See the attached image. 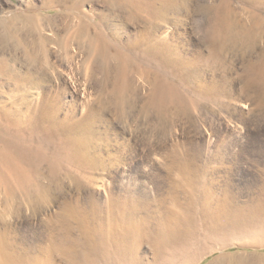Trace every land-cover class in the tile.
<instances>
[{
  "label": "bare ground",
  "instance_id": "6f19581e",
  "mask_svg": "<svg viewBox=\"0 0 264 264\" xmlns=\"http://www.w3.org/2000/svg\"><path fill=\"white\" fill-rule=\"evenodd\" d=\"M55 1L75 19L62 35L47 37L37 33L36 41L26 44L22 28L36 30L38 22L35 13L22 12L6 19L0 32L1 42L13 51L0 54V264H50L54 256L66 264H95L98 258L123 253L124 244L130 243L128 239L147 226L141 214L149 215L151 207L128 188L118 197L111 196L104 212L98 215L92 201L83 208L71 201L62 203L53 222L63 236L61 241L66 242L53 239L49 249L39 251L37 257L14 246V227L4 221L12 210L21 213L25 206L36 214L41 206L50 204L51 187L43 185L45 180L58 188L66 179L79 188L93 179V173L115 166L118 155L111 153L112 141L104 134L110 122L107 112L113 120L122 118L127 109L148 118L151 110L163 106L167 99L172 102L181 94L186 100L185 94L177 92L182 88L174 90L173 78H178L174 74L183 69L189 76L195 69L209 66L227 71L236 59L242 61L246 72L245 89L255 87L259 100L264 99V0H208L191 8L193 13H203L205 24L201 29V49L191 59L165 46L163 39L156 41L155 36L161 23L169 18L175 21L182 10H189L192 0ZM93 1L103 3L105 9L82 10L85 3ZM237 1L241 3L239 7L234 5ZM178 21L174 22L176 28ZM117 22L133 31H122ZM50 45L68 64L67 76L73 85L70 101L65 100L63 91L54 90L48 83L49 75L58 80L49 61ZM74 80L96 82L99 90L95 95L86 94L85 89L81 93ZM75 94L78 98H74ZM197 99L204 102L208 98ZM167 167L171 175L179 178L167 186L169 204L180 209L175 224L181 222L179 217L190 219L195 214L200 202L197 194L202 192L194 176L196 169H189L177 156ZM178 186L182 190L188 187L183 192L188 195L184 201L179 198L182 190ZM260 189L264 201V186ZM260 209L264 211V202ZM82 210L87 214L85 219L80 215ZM179 231L176 227L167 230L174 235ZM167 232L164 230V235ZM259 240L263 244L264 235ZM229 245L219 241L212 246L209 255L217 251L221 254L208 264H235L236 257L224 252ZM204 259L203 256L187 264H201Z\"/></svg>",
  "mask_w": 264,
  "mask_h": 264
},
{
  "label": "rangeland",
  "instance_id": "374dc122",
  "mask_svg": "<svg viewBox=\"0 0 264 264\" xmlns=\"http://www.w3.org/2000/svg\"><path fill=\"white\" fill-rule=\"evenodd\" d=\"M207 1L192 0L190 11L182 10L177 15L180 23L177 28L174 23L177 19L169 18L161 23L156 41L163 39L165 46L178 49L185 59H191L201 49V29L205 28L203 13L198 10L193 13L191 8ZM234 5L239 7L241 3L237 1ZM104 9V4L97 1L82 6L85 12ZM19 12L37 15L38 31L27 28L20 31L26 44L34 42L32 39L36 41L37 33L47 37L62 35L75 22L71 12L59 7L55 0H0V32H3L2 23ZM117 25L126 33L133 31L122 23L117 22ZM48 50L49 61L58 76L54 81L49 75L48 83L54 90L63 91L65 100L70 101L73 85L67 76L68 64L52 45ZM10 52L13 51L0 40V54ZM174 75L178 76L173 78L174 90L182 88L177 92L186 95L185 101L181 94L172 102L167 99L165 106L152 109L148 118L129 109L118 120H113L110 112L106 113L110 122L106 124L104 134L112 141L111 153L118 155L113 168L93 173V179L79 188L66 179L58 188L52 181L47 183L45 180L43 185L51 187L50 204L41 206L36 214L24 206L21 213L12 210L5 216L4 221L15 230L11 234L14 246L25 250L30 257H37L39 251L53 243V239L61 241L60 237L63 238L53 222L62 203L71 201L83 208L92 201L98 215L104 212L111 196L118 197L128 188L150 205L149 215L147 212L141 214V217L145 215L143 219L147 226L138 230L139 235L128 239L130 243L124 244L123 253L98 258L95 264H187L203 256L205 259L201 264H208L221 254V251L208 253L219 241L233 245L224 252L237 258L235 264H264V243L259 240L264 235V211L260 209L264 202L260 189L264 186V99L259 100L255 87L245 89L246 72L239 59L234 60L227 71L209 66L195 69L189 76L183 69ZM74 85L79 92L85 89L90 95L99 90L96 82L74 80ZM200 97L208 99L201 102L197 99ZM176 156L189 169L198 171L194 176L199 180L202 193L197 194L200 202L195 214L190 219L179 217L181 222L174 224L180 209L169 204L167 186L171 187L179 178L169 173L167 165ZM178 189L181 191L182 187L178 186ZM187 189L183 186L179 194L181 201L188 198L183 193ZM157 203H160V209ZM80 215L83 219L87 217L84 210ZM2 224L0 221V226ZM89 226L93 231V226ZM173 227L179 228V233L168 234L167 230ZM62 241L66 242L65 239ZM56 263L66 264L54 256L50 264Z\"/></svg>",
  "mask_w": 264,
  "mask_h": 264
}]
</instances>
